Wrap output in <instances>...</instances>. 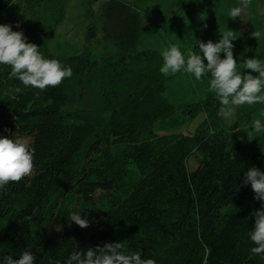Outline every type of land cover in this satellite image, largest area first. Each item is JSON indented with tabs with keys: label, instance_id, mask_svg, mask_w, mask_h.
Segmentation results:
<instances>
[{
	"label": "trees",
	"instance_id": "16d2710c",
	"mask_svg": "<svg viewBox=\"0 0 264 264\" xmlns=\"http://www.w3.org/2000/svg\"><path fill=\"white\" fill-rule=\"evenodd\" d=\"M89 1H100L101 37L90 22L86 46L75 55H54L45 44L65 0H25L10 23L74 74L40 91L0 65V136L35 148L33 174L0 189V264L26 247L34 264H65L76 250L116 241L156 264H264L247 235L261 201L243 184L249 168L264 172V137L227 148L214 90L176 108L186 118L203 116L192 133L155 132L183 121L164 98L162 56L139 48L142 19L128 1ZM6 5L0 2V12ZM243 24L236 18L232 30L242 68L241 57L264 61ZM101 43L113 50L92 57L90 45ZM73 211L90 226L72 222Z\"/></svg>",
	"mask_w": 264,
	"mask_h": 264
},
{
	"label": "clouds",
	"instance_id": "9594fccd",
	"mask_svg": "<svg viewBox=\"0 0 264 264\" xmlns=\"http://www.w3.org/2000/svg\"><path fill=\"white\" fill-rule=\"evenodd\" d=\"M248 7L249 0H241L240 5L233 7L229 12V18H241ZM206 28L207 24L204 23L202 30ZM250 35L257 41L262 33L257 30L252 31ZM237 38L234 31L228 30L215 42L196 39L198 48L192 46L187 57L177 45H170L162 53L163 62L159 71L168 76L183 68L197 80L210 75V89L215 91L221 105L218 115L228 119L234 115L236 107L264 103V94H261L264 86V63L255 57H241L244 70L238 73V61L233 53V41ZM38 49V45L27 41L23 31H14L10 24L0 23V65L11 67V77L25 87L45 91L48 87H58L65 79L73 76L70 66L62 65L58 59L45 58ZM15 91L19 93L21 89L17 88ZM261 132H264V124L257 119L246 133L248 140L256 138ZM34 159L35 148L29 140L0 136V189L9 182H20L31 176L34 171ZM243 184H250L253 198L261 201V207L254 214V226L247 235L254 245L250 249L251 253L264 259V172L255 166L249 168L244 172ZM68 217L80 228L90 226L89 220L83 218L80 212H70ZM30 249H23L18 259H13L11 255L4 256L2 264H34L36 256ZM57 264L60 262L57 261ZM65 264H156V261L152 258H142L141 253L137 251L125 252L124 244L116 241L104 242L102 246L97 244L83 252L76 250Z\"/></svg>",
	"mask_w": 264,
	"mask_h": 264
},
{
	"label": "rangeland",
	"instance_id": "374dc122",
	"mask_svg": "<svg viewBox=\"0 0 264 264\" xmlns=\"http://www.w3.org/2000/svg\"><path fill=\"white\" fill-rule=\"evenodd\" d=\"M7 5L0 12V23L10 24L22 16L21 5L25 0H0ZM140 14L142 19V42L139 48H151L162 56L170 45H177L181 53H187L194 48L196 39L202 41L219 40L220 35L233 30L235 19L229 18L233 7L239 6L241 0H126ZM100 1L65 0L64 15L54 32L49 35L45 44L47 50L57 56L66 57L80 53L86 46L85 33L91 22L97 30V39H100L98 7ZM88 9L92 11L89 16ZM239 22L246 21L252 31H261L262 36L257 40L259 47L264 49V0H249V7L241 16ZM207 28L202 30L203 24ZM246 24V27L249 25ZM244 25V24H243ZM106 49L113 50V46L105 43L90 45L92 57H98ZM223 58V53H221ZM206 63V61H205ZM264 63V61L262 62ZM242 65H237V72L242 71ZM255 75V73H252ZM164 76V75H163ZM210 75L197 80L194 75L187 73L183 68L174 75L164 76V98L179 108L186 103L195 102L212 91L210 89ZM261 94H264L262 86ZM174 117L183 120L180 124L169 129H159L157 133H176L188 135L193 132L203 116L193 118L184 117V111L176 109ZM259 119L264 124V103L243 105L236 107L235 113L228 119L222 118V127L227 135V148L248 141L247 132L251 124ZM264 137V132L256 135Z\"/></svg>",
	"mask_w": 264,
	"mask_h": 264
}]
</instances>
